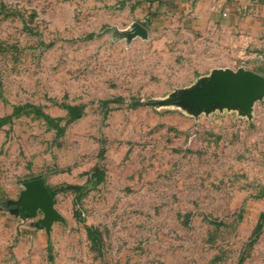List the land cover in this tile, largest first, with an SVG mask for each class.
Instances as JSON below:
<instances>
[{"label":"rangeland","instance_id":"1","mask_svg":"<svg viewBox=\"0 0 264 264\" xmlns=\"http://www.w3.org/2000/svg\"><path fill=\"white\" fill-rule=\"evenodd\" d=\"M163 3L0 0V264H264V96L249 114L166 102L264 59ZM33 178L50 230L14 203Z\"/></svg>","mask_w":264,"mask_h":264},{"label":"water","instance_id":"2","mask_svg":"<svg viewBox=\"0 0 264 264\" xmlns=\"http://www.w3.org/2000/svg\"><path fill=\"white\" fill-rule=\"evenodd\" d=\"M263 96L264 75L245 67L236 70L218 68L201 84L173 95L166 102H176L195 114L210 112L217 107L240 108L243 114H249L254 102ZM14 203L18 204V211L24 218L36 216L42 211L44 217L39 223L47 230L51 229L53 222L62 219L53 195L41 178L26 181L20 200Z\"/></svg>","mask_w":264,"mask_h":264},{"label":"crops","instance_id":"3","mask_svg":"<svg viewBox=\"0 0 264 264\" xmlns=\"http://www.w3.org/2000/svg\"><path fill=\"white\" fill-rule=\"evenodd\" d=\"M162 9L196 31L216 32L222 45L242 59H259L258 55L264 59V0H164ZM5 216L8 222V212Z\"/></svg>","mask_w":264,"mask_h":264},{"label":"trees","instance_id":"4","mask_svg":"<svg viewBox=\"0 0 264 264\" xmlns=\"http://www.w3.org/2000/svg\"><path fill=\"white\" fill-rule=\"evenodd\" d=\"M108 101H106V103H107ZM134 102L136 103V104H141V101H139V100H134ZM18 110H20V107L19 108H16L15 109V112H17ZM70 111L71 112H73L72 114H71V118L69 119L70 121H72L73 119H76L77 117H79L80 115H81V110L79 109V107H72V108H70ZM9 118V117H8ZM8 118H2V119H0V125L1 124H3V122H5L6 120H8ZM77 190H82L83 189V187L82 186H77V187H75ZM50 192H51V194L53 195V197H54V192L50 189Z\"/></svg>","mask_w":264,"mask_h":264},{"label":"built area","instance_id":"5","mask_svg":"<svg viewBox=\"0 0 264 264\" xmlns=\"http://www.w3.org/2000/svg\"><path fill=\"white\" fill-rule=\"evenodd\" d=\"M258 58L260 59V58H262V55H258ZM244 66V65H243Z\"/></svg>","mask_w":264,"mask_h":264}]
</instances>
